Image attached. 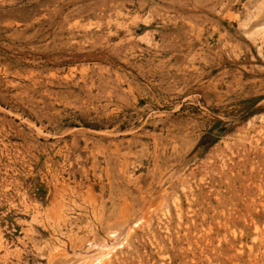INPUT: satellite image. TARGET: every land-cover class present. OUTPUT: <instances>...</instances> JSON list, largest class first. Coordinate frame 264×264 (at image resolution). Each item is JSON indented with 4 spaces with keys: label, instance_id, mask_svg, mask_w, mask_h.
<instances>
[{
    "label": "rangeland",
    "instance_id": "obj_1",
    "mask_svg": "<svg viewBox=\"0 0 264 264\" xmlns=\"http://www.w3.org/2000/svg\"><path fill=\"white\" fill-rule=\"evenodd\" d=\"M0 264H264V0H0Z\"/></svg>",
    "mask_w": 264,
    "mask_h": 264
}]
</instances>
